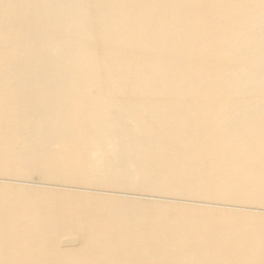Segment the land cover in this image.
Listing matches in <instances>:
<instances>
[{
  "label": "bare ground",
  "instance_id": "bare-ground-1",
  "mask_svg": "<svg viewBox=\"0 0 264 264\" xmlns=\"http://www.w3.org/2000/svg\"><path fill=\"white\" fill-rule=\"evenodd\" d=\"M0 264H264V0H0Z\"/></svg>",
  "mask_w": 264,
  "mask_h": 264
}]
</instances>
